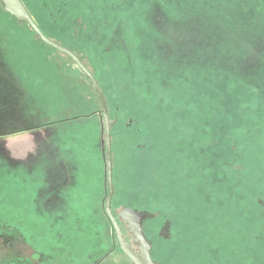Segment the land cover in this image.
Instances as JSON below:
<instances>
[{
	"label": "rangeland",
	"instance_id": "obj_1",
	"mask_svg": "<svg viewBox=\"0 0 264 264\" xmlns=\"http://www.w3.org/2000/svg\"><path fill=\"white\" fill-rule=\"evenodd\" d=\"M23 2L122 108L113 210H139L143 184L165 205L142 226L170 240L156 244L166 264H264V0ZM3 8L0 141L36 144L0 155V264H134L106 215L99 115L80 117L99 108L94 87Z\"/></svg>",
	"mask_w": 264,
	"mask_h": 264
},
{
	"label": "water",
	"instance_id": "obj_2",
	"mask_svg": "<svg viewBox=\"0 0 264 264\" xmlns=\"http://www.w3.org/2000/svg\"><path fill=\"white\" fill-rule=\"evenodd\" d=\"M2 1L5 5L6 10L16 15L20 20L27 22L45 43L69 55L92 82L98 100L101 105V111L103 116V130L105 134V138H103L102 144H103L104 157L107 165L106 171H107L108 193L105 200L106 214L108 215L112 223V226L115 230L121 250L132 260L134 264H161L156 260H152L149 246L146 252V259H143L136 252H134L127 244V242H129L130 244L133 245V247H135L136 250H140V244L138 242L139 237L137 236L136 231L139 227L141 229L144 218L154 217L157 214H159L158 211L145 213L143 210H137V207H130L131 209L134 208L133 209L135 212L134 215L132 213H128L124 211L126 208H128V206L126 205H122L120 208L112 210V199L115 192L114 177H113L112 132H111L112 124L110 121L107 101L105 99L104 93L102 91L98 79L74 51L55 42L44 33V31L35 22L34 18L30 14L29 10L27 9V7L25 6L22 0H2ZM143 229L144 227L142 226V230ZM144 237H146V235ZM142 240L144 243H146V241L143 238ZM147 240L150 242L151 246H153L152 241L148 238ZM156 255L159 257L158 253Z\"/></svg>",
	"mask_w": 264,
	"mask_h": 264
},
{
	"label": "trees",
	"instance_id": "obj_3",
	"mask_svg": "<svg viewBox=\"0 0 264 264\" xmlns=\"http://www.w3.org/2000/svg\"><path fill=\"white\" fill-rule=\"evenodd\" d=\"M23 1V0H22ZM3 2V1H2ZM4 4V3H3ZM26 6V5H25ZM3 12L8 16V21H11L12 23H18L19 21H22V20H20L16 15H14L13 13H11V12H9L8 10H6V8H5V5H4V8H3ZM7 21V22H8ZM22 22H25V21H22ZM27 25H28V27H31L27 22H25ZM34 32V31H33ZM35 33V32H34ZM45 43V42H44ZM45 44H47V43H45ZM48 46H50L49 44H47ZM51 48H53L52 46H50ZM55 49V48H54ZM57 50V49H56ZM67 56H69V55H67ZM69 58H71L70 56H69ZM71 60H73L72 58H71ZM73 62L75 63V61L73 60ZM76 64V63H75ZM77 65V64H76ZM78 66V65H77ZM79 67V66H78ZM80 68V67H79ZM81 70V69H80ZM82 73L88 78V76L82 71ZM96 76V75H95ZM96 78L98 79V81H99V84H100V86H101V88H102V91H103V93H104V96H105V99H106V101H107V105H108V109H109V116H110V121H112L113 119H115V115L117 114V109L120 111L122 108L121 107H119V108H117L118 107V105H117V100H112V99H110V97L108 96V94H107V92L105 91V89L102 87V86H104L106 83H107V85H108V83H110V81L108 80V81H106L105 80V83L102 81V79H101V76L99 75V77L98 76H96ZM89 79V78H88ZM89 81H90V79H89ZM90 83H91V85L93 86V84H92V82L90 81ZM110 86H112V84H110ZM94 87V86H93ZM95 90V89H94ZM96 93V92H95ZM96 97H97V94H96ZM98 98V97H97ZM98 104H99V108L97 109V110H94V111H92V112H90L89 114H87V115H81L80 117H91V116H93V115H99V123H100V126H101V128H100V144H99V147L101 148V151H102V160H103V163L104 164H106V160H105V157H104V152H103V149H102V137L104 136V130H103V116H102V111H101V105H100V102H99V100H98ZM133 106V105H132ZM130 112V111H129ZM129 113L128 112H126V114L124 115V117H123V120H126L127 119V117H129V115H128ZM138 115V114H137ZM76 118V117H75ZM74 118V119H75ZM139 121H137V119H134V120H132L131 122H129V120L127 121V123H126V129L127 130H132L134 127H135V125H136V123H138ZM122 123V121H120V119H118L117 121H116V123L113 125L112 123V126H111V132H112V136H113V177H114V187H115V192H114V196H113V199H112V210H113V208H115V207H119L121 204L119 203V202H117V201H115V197H116V194H117V189H116V182H117V178H115L116 177V166H115V149H114V147H115V139H114V132H115V129L119 126V125H123V124H121ZM140 139H142V141L141 142H143V144L144 143H146V140L145 139H143L142 138V136L140 135L139 136V140ZM150 142V141H149ZM150 151H151V153H153L152 155H157V150L155 149V147H154V145L152 144V143H147V146H146ZM159 159V162H157V166L159 167V169H158V171H159V173H161L162 174V177H163V179L165 178V176H166V174L163 172L164 171V168H161V164H162V162H163V160H161V162H160V157L158 158ZM158 161V160H157ZM160 169H161V171H160ZM136 170V169H135ZM135 170H131L132 172H135ZM139 171V169H137L136 170V172H138ZM127 174H129V173H127ZM136 175V174H135ZM142 178H144L143 176H142ZM139 190L138 191H136V196H138V198H140V200H144V203H143V206L141 205V207H140V209L139 210H142V207L143 208H145L146 206H150V207H152V206H155L156 207V211H158V217H161L162 219H165L164 218V214L165 213H167L164 209H165V205L163 204V202H159L158 200H157V197L153 200V198L155 197V195L154 196H149V194H148V192H147V190H146V187L143 185V184H140L139 186ZM135 190H136V188H135ZM132 193H133V191H132ZM135 194V193H134ZM127 201V200H126ZM143 202V201H142ZM134 209V208H133ZM133 209H131L130 207H128V208H126L124 211L125 212H128V213H132V214H134L135 215V212H134V210ZM162 213V214H161ZM107 215V214H106ZM161 215V216H160ZM108 216V215H107ZM166 216V215H165ZM158 217H154V218H152L151 219V221H152V224L154 223V221H160V218H158ZM109 218V217H108ZM140 218H141V215H140ZM110 220V219H109ZM111 222V221H110ZM197 222H198V218H197ZM150 224H151V222H150V220L149 221H147L143 226H144V229L142 230V226H141V229H140V227L137 229V231H136V234H137V236L139 237V240H138V242H139V244H140V250H136L135 249V247H133V245L132 244H130L129 242H127V240H126V242H127V244L129 245V247L134 251V252H136L140 257H142L143 259L146 257V252H147V249H148V246L150 247V255H151V258H152V260H156V261H158L159 263H161V264H166L165 263V261L164 260H162L161 258H159L156 254H157V248H156V244L158 245V243L157 242H160V241H164L165 243H170V240H168V239H166V238H160L159 236H158V234L156 233V232H154L153 233V235H151V236H149L150 234V230L152 231V229L154 230V228H152V226H150ZM195 225H197L194 221H193V223H192V226H194L195 227ZM203 227H205V226H203ZM193 228V227H192ZM191 228V229H192ZM142 230V231H141ZM193 230V229H192ZM193 232V231H192ZM124 234V233H123ZM146 235V237L148 238V239H150L151 240V238L153 237V239L155 240V241H153L154 242V245L153 246H151V244H150V242L147 240V238L146 237H144ZM182 235H184L185 236V233H183ZM125 236V235H124ZM151 237V238H150ZM142 238L146 241V243H144L143 242V240H142ZM142 247L145 249L144 250V252H143V250H142ZM142 250V251H141ZM132 261V260H131Z\"/></svg>",
	"mask_w": 264,
	"mask_h": 264
},
{
	"label": "crops",
	"instance_id": "obj_4",
	"mask_svg": "<svg viewBox=\"0 0 264 264\" xmlns=\"http://www.w3.org/2000/svg\"><path fill=\"white\" fill-rule=\"evenodd\" d=\"M24 131L25 130H23L22 133ZM35 144V134L33 133L3 139L0 141V155L2 156L4 152H7L13 158L21 156L27 158L29 147L34 146Z\"/></svg>",
	"mask_w": 264,
	"mask_h": 264
},
{
	"label": "flooded vegetation",
	"instance_id": "obj_5",
	"mask_svg": "<svg viewBox=\"0 0 264 264\" xmlns=\"http://www.w3.org/2000/svg\"><path fill=\"white\" fill-rule=\"evenodd\" d=\"M137 218H138V217H137ZM1 238L3 239L4 237L0 235V239H1ZM6 240H8V239H6ZM142 250H143V252H144L145 249L142 247ZM142 250H141V251H142ZM144 259H146V257H145Z\"/></svg>",
	"mask_w": 264,
	"mask_h": 264
}]
</instances>
